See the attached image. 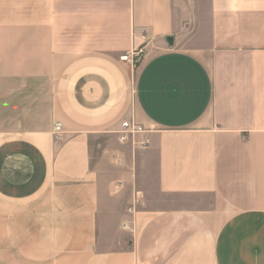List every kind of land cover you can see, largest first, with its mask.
<instances>
[{"label": "crops", "instance_id": "crops-1", "mask_svg": "<svg viewBox=\"0 0 264 264\" xmlns=\"http://www.w3.org/2000/svg\"><path fill=\"white\" fill-rule=\"evenodd\" d=\"M0 264H264V0H0Z\"/></svg>", "mask_w": 264, "mask_h": 264}, {"label": "built area", "instance_id": "built-area-1", "mask_svg": "<svg viewBox=\"0 0 264 264\" xmlns=\"http://www.w3.org/2000/svg\"><path fill=\"white\" fill-rule=\"evenodd\" d=\"M140 55H141V50L140 49H134L131 52L120 56V60L130 61L134 64V63H137L139 61ZM121 126H122V128H124L120 132V139L121 140H124L126 138V134L140 129V128H137V126H135L134 124L132 125L128 120L123 121L121 123ZM59 129H60V124H56L55 130L59 131Z\"/></svg>", "mask_w": 264, "mask_h": 264}, {"label": "water", "instance_id": "water-1", "mask_svg": "<svg viewBox=\"0 0 264 264\" xmlns=\"http://www.w3.org/2000/svg\"><path fill=\"white\" fill-rule=\"evenodd\" d=\"M167 41H171L172 40V38L171 37H167V39H166Z\"/></svg>", "mask_w": 264, "mask_h": 264}, {"label": "rangeland", "instance_id": "rangeland-1", "mask_svg": "<svg viewBox=\"0 0 264 264\" xmlns=\"http://www.w3.org/2000/svg\"><path fill=\"white\" fill-rule=\"evenodd\" d=\"M139 59H140V56H139ZM135 64V63H134Z\"/></svg>", "mask_w": 264, "mask_h": 264}]
</instances>
